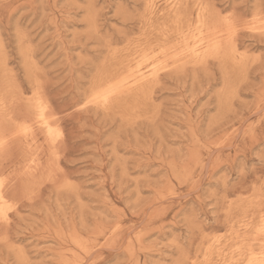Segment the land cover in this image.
<instances>
[{
	"label": "rangeland",
	"instance_id": "obj_1",
	"mask_svg": "<svg viewBox=\"0 0 264 264\" xmlns=\"http://www.w3.org/2000/svg\"><path fill=\"white\" fill-rule=\"evenodd\" d=\"M178 1L0 0V264L264 251V0Z\"/></svg>",
	"mask_w": 264,
	"mask_h": 264
},
{
	"label": "bare ground",
	"instance_id": "obj_2",
	"mask_svg": "<svg viewBox=\"0 0 264 264\" xmlns=\"http://www.w3.org/2000/svg\"><path fill=\"white\" fill-rule=\"evenodd\" d=\"M168 1H169L168 3L171 5L172 9H175L179 4L178 0H168ZM197 23H198V27H197L198 33L197 34L195 33L193 36L194 43H193L192 47L187 49L188 54L193 55L196 58L204 59L208 55H211L213 53L234 54L237 52V48L235 46L231 45L230 42H229V44H225V45L222 43V41H221L222 33L220 30H216V29L210 30V28L207 27L205 17H204L203 12L201 10L198 13ZM141 75L144 76L145 74H141ZM143 76H141V77H143ZM141 79L142 78H140V80ZM108 101H109L108 96H105L103 98V102L106 103ZM38 114L40 116L39 118L46 120V118H45L46 113H45L44 108H41ZM5 182H7V181H5L4 179H2L0 177V218H3L6 216V206L9 203V198H8V195L6 194V191H5ZM253 254H255V253H253ZM249 262H250V264H264V251L261 252L260 256H256V255L253 256L252 255L250 257Z\"/></svg>",
	"mask_w": 264,
	"mask_h": 264
}]
</instances>
